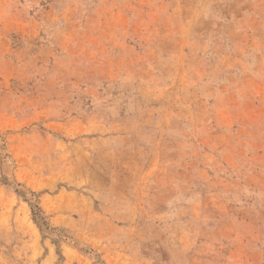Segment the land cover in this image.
Listing matches in <instances>:
<instances>
[{"label": "rangeland", "instance_id": "1", "mask_svg": "<svg viewBox=\"0 0 264 264\" xmlns=\"http://www.w3.org/2000/svg\"><path fill=\"white\" fill-rule=\"evenodd\" d=\"M0 264H264V0H0Z\"/></svg>", "mask_w": 264, "mask_h": 264}]
</instances>
